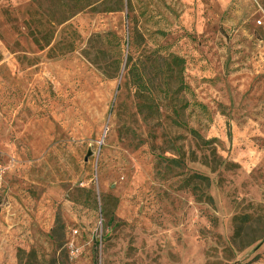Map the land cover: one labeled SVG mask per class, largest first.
Here are the masks:
<instances>
[{"label": "rangeland", "instance_id": "rangeland-1", "mask_svg": "<svg viewBox=\"0 0 264 264\" xmlns=\"http://www.w3.org/2000/svg\"><path fill=\"white\" fill-rule=\"evenodd\" d=\"M0 264H264V0H0Z\"/></svg>", "mask_w": 264, "mask_h": 264}]
</instances>
